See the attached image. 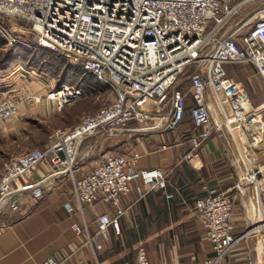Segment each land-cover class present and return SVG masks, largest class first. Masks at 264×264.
Returning a JSON list of instances; mask_svg holds the SVG:
<instances>
[{"label":"built area","instance_id":"built-area-1","mask_svg":"<svg viewBox=\"0 0 264 264\" xmlns=\"http://www.w3.org/2000/svg\"><path fill=\"white\" fill-rule=\"evenodd\" d=\"M252 1L0 0V17L16 25L25 21L36 45L62 54L115 93L114 99L74 127L56 132L54 141L44 148L31 150L6 165L0 177V210L18 211L19 197L25 191L34 203L40 201L50 178L69 180L81 213L85 205L110 206L111 212L95 216L92 233L85 222L81 226L71 224L76 234H85V243L96 259L109 238V228L119 233V219L124 213L121 198L131 192L134 182L137 199H141L148 192L163 188L165 180L159 168H138L141 154L131 147L90 159L91 147L79 156L86 141L83 139L98 131L103 132L97 137L100 139L124 130L177 126L186 108L179 88L180 76L189 66L194 67L188 76L190 119L198 129L191 137L192 147H199L212 132L225 133L226 128L235 127L246 133V123L259 117L257 108L252 106L244 86L226 73L224 65L248 64L264 81V8L255 14L261 13L262 17L245 33L238 34L234 28L216 35L231 15ZM0 31L6 32L2 23ZM7 39L17 41L13 36ZM207 45L210 46L196 57ZM43 74L18 64L10 80ZM78 83L47 87L43 93L24 90L23 101L35 104L45 99L61 109L86 94L87 85ZM170 88V112L155 126L147 125L151 114L143 106L147 102L162 104ZM23 101L13 95L0 97V127L18 114ZM210 108H216L217 115L213 116ZM130 122L138 125L129 128ZM44 161L51 166L49 173L41 179H30ZM234 202V196L216 187L207 188L205 196L194 200L192 212L212 250L203 264H222L230 250L247 235H235ZM64 207L73 212L69 202ZM41 264H60V260L49 256ZM132 264L156 263L139 247Z\"/></svg>","mask_w":264,"mask_h":264},{"label":"crops","instance_id":"crops-1","mask_svg":"<svg viewBox=\"0 0 264 264\" xmlns=\"http://www.w3.org/2000/svg\"><path fill=\"white\" fill-rule=\"evenodd\" d=\"M45 102L54 107L52 102ZM21 104L23 107V102ZM210 109L216 113V108ZM144 110L151 114L149 125L155 126L161 117L168 115L159 108H153L152 112L149 108ZM197 133L198 129L190 119V108H185L177 126L130 129L116 135L126 137L122 139L123 150L131 147L140 152L138 168H159L163 172L165 186L137 199L134 190L137 182H134L131 192L121 198L124 213L119 219V233L109 228V238L103 242V249L96 254V259L85 243V234H76L71 224L76 222L81 226L85 222L92 233L95 216L111 212L110 206L105 203L85 205L81 213L73 198L71 184L67 179L55 177L47 179L40 201L34 203L25 191L19 197L18 211L0 217V264H41L49 256L57 257L60 264H132L135 256L125 258V250L149 241L155 242L154 250L150 247L147 251L153 263L203 264L212 255V250L192 212L193 202L205 196L209 187L232 195L235 186L229 139L223 133L212 132L205 142L193 148L191 137ZM241 156L251 169L248 157ZM50 168L48 162H42L34 172L33 180L45 177ZM239 182L243 186L241 178ZM67 202L73 212L65 209ZM232 219L235 235L240 236L244 217L238 207H235ZM245 237L230 250L222 264H250L246 259L249 248L247 242L244 243Z\"/></svg>","mask_w":264,"mask_h":264},{"label":"rangeland","instance_id":"rangeland-1","mask_svg":"<svg viewBox=\"0 0 264 264\" xmlns=\"http://www.w3.org/2000/svg\"><path fill=\"white\" fill-rule=\"evenodd\" d=\"M262 4H264V0H254L245 4L238 10L237 14H233L229 17L222 28L217 31L216 36L219 37V35H222L227 29L234 28L237 29L238 34L245 33L258 18L262 17L263 14L261 15V13H258L255 15L258 11L254 12V10ZM253 15H255V17L252 18ZM0 23H2L6 30V32L0 31V97L4 95H13L23 101L24 90L43 93L47 87L56 88L58 84L60 85L62 83L75 86L79 84V81L87 85L86 94L84 96L61 109L47 104L45 101L48 100L45 99L35 104L29 101H23V107L19 108L18 114L0 127L1 177L2 171L6 165L14 158L34 149L44 148L54 141L56 132L74 127L82 118L94 113L114 99L115 93L110 87L104 84L99 87H92L90 84H87L84 78L90 74L85 73L83 70L77 78H71L60 83L57 75H53L40 68L38 72L41 71L44 73L41 77L34 78L33 76L26 75L19 78L17 81L10 80L11 72L14 71L16 65L20 64L23 67L31 68L27 60L23 58V54L25 52L24 49H29L32 44H35L34 37L28 32V23L25 21H19L16 25L15 22L0 17ZM207 31H209V29ZM9 36L15 37L17 41L10 42L7 39ZM208 46L210 45L200 49L196 57L204 52ZM51 54H53L54 57H64L62 54L53 50H51ZM64 59L65 63L75 67L78 66L68 61L65 57ZM37 67L38 66H36V68ZM193 68V66H189L180 76L181 81L179 88L185 96L186 108L191 107L188 76ZM224 68L230 77L239 81L244 86L252 106L257 108V114L259 115V117H253V124L251 122L246 123V133H242V129L231 127V131L226 128L223 134L229 139V144L231 146L230 154L233 165L231 166V173L233 174L232 177L235 186L232 189V196H234L235 199V207L240 209V213H242L244 217L243 227L240 232L242 234L247 233L246 237L243 239L244 243L247 242L249 248L247 253L248 257L246 259L250 264H264V81L254 68L248 64L227 63L224 65ZM60 72L61 71L58 73L60 74ZM171 92L172 89L170 88L167 91L166 100L162 104L147 102L143 107L149 108L151 112L153 108H159L163 113H169ZM215 114L213 113V116H215ZM149 124H151V121H147V125ZM136 125H138L136 122H130L128 124L129 128H134ZM251 129L253 134H251L250 137L249 133ZM123 138L126 137H118L115 135L110 138H104V136L100 139L97 137L90 138L88 141L86 140V143L81 145L79 156L85 154L91 147H93V152L89 153L90 159L99 157L102 154L121 152L124 147V143H122ZM241 155H246V157H248L252 166L251 169L245 165ZM242 171H244V174ZM33 174L30 179H33ZM239 178H241L243 186L240 185ZM29 181L30 180H28V182ZM67 183L71 184L69 180ZM256 185L259 187V190ZM259 200L263 211L259 208ZM13 212L16 211L5 208L0 210V217H2V215H9ZM253 213L259 218V225L255 224V226L253 224ZM258 228L261 229L260 238L254 231L255 229L258 230ZM259 239L263 246L260 252H258L257 249ZM154 244L155 242L150 241L139 243L135 248L125 250L127 254L123 253L124 257L132 258L133 255L136 256L139 247H143L148 252L150 251V247L152 248L151 250H154ZM102 254L105 255L106 252ZM100 256L101 255L98 257L99 259ZM91 264L97 263L92 262Z\"/></svg>","mask_w":264,"mask_h":264},{"label":"trees","instance_id":"trees-1","mask_svg":"<svg viewBox=\"0 0 264 264\" xmlns=\"http://www.w3.org/2000/svg\"><path fill=\"white\" fill-rule=\"evenodd\" d=\"M24 51H22L24 52L23 58L27 60L28 65L31 66L33 70L39 71L38 69L40 68L53 75H57L59 83L71 78H77L82 72L80 66L75 67L65 63L64 57H54L49 48L32 44L29 49H24ZM36 66L38 67L36 68ZM59 71H61L60 74L58 73ZM84 81L92 87H99L102 85L91 74L86 76ZM87 141L83 142V144Z\"/></svg>","mask_w":264,"mask_h":264},{"label":"bare ground","instance_id":"bare-ground-1","mask_svg":"<svg viewBox=\"0 0 264 264\" xmlns=\"http://www.w3.org/2000/svg\"><path fill=\"white\" fill-rule=\"evenodd\" d=\"M251 123H252V121H251ZM253 124V123H252ZM252 126V125H251ZM251 134H253L252 133V129H251V132L249 133V135H250V137H251ZM245 154V153H244ZM242 173H244V171H242ZM259 197V196H258ZM259 208H260V210H262L263 211V208H262V206H261V203H260V200H259ZM263 213V212H262ZM261 214V213H260ZM261 219V218H260ZM258 220H259V218L257 217V216H255V214L253 213V224L255 225V224H258ZM262 220V219H261ZM263 220H264V215H263ZM259 225V224H258ZM256 226V225H255ZM260 230L261 229H259L258 228V230L257 229H255L254 231L259 235V238H260ZM261 238H262V236H261ZM263 248V246H262V242L260 241V239H259V242H258V246H257V249H258V252H260L261 251V249Z\"/></svg>","mask_w":264,"mask_h":264},{"label":"water","instance_id":"water-1","mask_svg":"<svg viewBox=\"0 0 264 264\" xmlns=\"http://www.w3.org/2000/svg\"><path fill=\"white\" fill-rule=\"evenodd\" d=\"M263 8H264V4H262V5H260L258 8H256V9L254 10V12H257V11L263 9ZM231 30H232V29H229V31H231ZM34 42L36 43V39H34ZM102 133H103L102 131H98V132H96L95 134L90 135V136H88L87 138L83 139V141H85V140H87V139H90V138H93V137H98V136H100Z\"/></svg>","mask_w":264,"mask_h":264}]
</instances>
